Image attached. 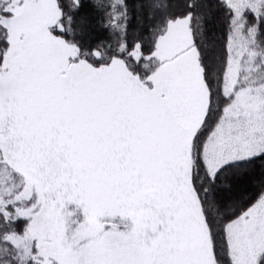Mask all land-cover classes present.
<instances>
[{
  "label": "snow or ice",
  "instance_id": "6c2138e0",
  "mask_svg": "<svg viewBox=\"0 0 264 264\" xmlns=\"http://www.w3.org/2000/svg\"><path fill=\"white\" fill-rule=\"evenodd\" d=\"M90 4L0 0V264H264V0Z\"/></svg>",
  "mask_w": 264,
  "mask_h": 264
},
{
  "label": "trees",
  "instance_id": "16d2710c",
  "mask_svg": "<svg viewBox=\"0 0 264 264\" xmlns=\"http://www.w3.org/2000/svg\"><path fill=\"white\" fill-rule=\"evenodd\" d=\"M177 2L182 0H173V6ZM140 0H128L129 15L133 17L129 26V34L131 35L137 30V25L140 23L141 10L139 8ZM80 16H87L86 35L84 36L85 41H90L92 44L97 43L100 40L107 38L108 33L102 26V21L105 20V12L101 10L93 11L90 0H85V6L78 13V22ZM214 26L217 29V35H219V24L218 21L214 22Z\"/></svg>",
  "mask_w": 264,
  "mask_h": 264
}]
</instances>
